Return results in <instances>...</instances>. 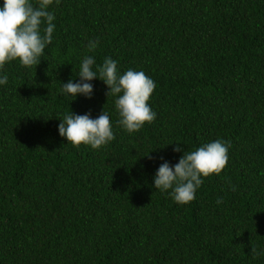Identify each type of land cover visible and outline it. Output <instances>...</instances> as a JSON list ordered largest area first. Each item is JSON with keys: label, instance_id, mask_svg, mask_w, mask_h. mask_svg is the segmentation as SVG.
Returning a JSON list of instances; mask_svg holds the SVG:
<instances>
[{"label": "trees", "instance_id": "16d2710c", "mask_svg": "<svg viewBox=\"0 0 264 264\" xmlns=\"http://www.w3.org/2000/svg\"><path fill=\"white\" fill-rule=\"evenodd\" d=\"M48 10L55 29L41 62L0 70V264H264V0H60ZM85 56L94 71L111 58L121 75L150 77L156 119L126 132L99 78L90 98L63 93ZM103 110L109 144L60 136L65 115ZM218 139L230 144L227 167L202 177L194 201L155 189L162 163Z\"/></svg>", "mask_w": 264, "mask_h": 264}, {"label": "clouds", "instance_id": "9594fccd", "mask_svg": "<svg viewBox=\"0 0 264 264\" xmlns=\"http://www.w3.org/2000/svg\"><path fill=\"white\" fill-rule=\"evenodd\" d=\"M54 2L58 4L60 0H37V6L31 0H3V6L0 7V70L17 60L25 68H36L41 62L46 46L52 43L55 15L48 9ZM98 43L89 41L88 51L94 52ZM94 65L95 58L85 56L79 68L80 82L69 80L62 85V92L74 99L79 94L90 98L93 85L89 81L99 78L109 89L107 97H117L115 107L120 117L118 123L126 132H138L145 124H151L156 119V113L149 105L156 88L150 77L143 71L132 69L121 75L117 62L111 58H105L95 71ZM7 82L6 74L0 76V85H6ZM58 131L76 148L83 144L100 149L115 140L109 114L104 110L96 119H92L89 114L74 115L71 112L61 119ZM229 147V143L218 139L194 151L185 152L175 166L165 161L156 173L155 189L171 190L170 194L176 203L189 204L196 198V191L203 183L202 177L220 175L227 167ZM181 150L177 144L174 151ZM252 251L256 253L255 249Z\"/></svg>", "mask_w": 264, "mask_h": 264}]
</instances>
